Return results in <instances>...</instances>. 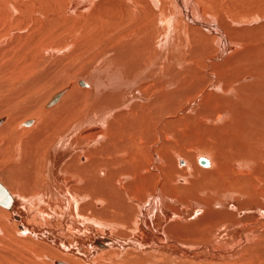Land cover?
Returning a JSON list of instances; mask_svg holds the SVG:
<instances>
[{
	"label": "bare ground",
	"instance_id": "bare-ground-1",
	"mask_svg": "<svg viewBox=\"0 0 264 264\" xmlns=\"http://www.w3.org/2000/svg\"><path fill=\"white\" fill-rule=\"evenodd\" d=\"M71 1L110 57L0 120V235L51 264H264V0Z\"/></svg>",
	"mask_w": 264,
	"mask_h": 264
},
{
	"label": "rangeland",
	"instance_id": "rangeland-1",
	"mask_svg": "<svg viewBox=\"0 0 264 264\" xmlns=\"http://www.w3.org/2000/svg\"><path fill=\"white\" fill-rule=\"evenodd\" d=\"M71 4V0H0V120L5 119L3 125L6 124L9 130L22 131L21 127L18 128L19 124L34 119L46 98L57 89L66 86L68 82L66 79L69 77L91 79L101 72V67L106 66L110 49L107 47L108 42H102L104 38V41H107L106 35L91 31L87 12L76 9L74 7L76 5ZM96 65L97 68L101 66L100 70L94 68ZM90 67L96 70V73L91 69L88 74ZM73 83L69 84L70 88ZM3 159L5 160L2 161ZM7 160L5 156L0 157V176L4 178L8 175L2 166ZM1 215L0 213V218ZM3 230L1 229L3 234L0 235V264H51V261L44 260L43 257L40 259L31 255L33 253L27 245L29 241L19 236L15 229ZM83 250L82 252H86ZM136 258H133L132 262L122 257L117 262L146 264L145 261L147 263L150 261L149 264H154L150 258L144 261ZM126 259L130 261H125ZM85 262L80 255H75L67 259L66 263L89 264ZM180 262L173 264H190ZM112 264L117 263L113 261Z\"/></svg>",
	"mask_w": 264,
	"mask_h": 264
}]
</instances>
